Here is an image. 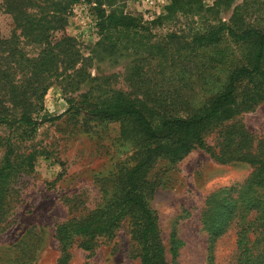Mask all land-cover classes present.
<instances>
[{
    "label": "rangeland",
    "instance_id": "374dc122",
    "mask_svg": "<svg viewBox=\"0 0 264 264\" xmlns=\"http://www.w3.org/2000/svg\"><path fill=\"white\" fill-rule=\"evenodd\" d=\"M200 1L204 9L201 13L178 12L175 19L161 24L147 21L144 24L148 29H140L138 33L143 41L137 45L142 46H132L136 42H130L116 49H106L100 43L97 27L90 31L87 22L67 13L65 25L52 33L51 40L71 37L73 49L80 56L74 66L79 75L72 78L62 75L54 80L33 115L55 116L68 108L70 99L79 105L87 92L100 96L111 91L123 92L148 104L151 100L166 101L173 106L170 112L166 110L168 114L184 115L196 110L223 87L228 71L242 62L246 51L245 44L236 43L228 36L211 47L192 46L196 32L219 20L228 22L234 6L242 0L218 6L217 0L212 4ZM259 1L260 11L247 16L246 22L264 29V0ZM37 2L42 4L44 0ZM91 3L106 11L121 8L125 14L137 17L140 14L128 0H91ZM0 35L3 39L16 36L18 46L28 56L39 51L19 35L12 15L1 6V0ZM61 60L59 65L68 67L71 55H62ZM70 72L68 68L66 73ZM142 78L148 91L140 84ZM172 101L177 102L176 107ZM233 122L242 124L255 140L264 141V100L252 110L211 129L204 137L205 143L218 151L220 132ZM20 132V128L0 125V163L8 138L16 153L35 155L33 170L23 172L10 185L5 205L7 226L0 232V264H57L65 255L66 264H141L140 246L132 237L128 217L111 236L74 237L65 250L54 237L58 224L83 219L102 207L108 197L102 192V179L133 163L137 146L122 136L121 123L102 122L83 113L73 114L71 110L57 120L42 123L30 138H20ZM252 169L243 161L221 162L200 147L175 162L162 157L155 161L147 175L153 184L149 205L158 216L165 264L173 261L170 251L173 231L183 242L176 256L178 264L244 263L243 254L239 259L244 249L243 241H239L241 221L235 219L210 245L202 210L208 195L225 186L242 184ZM252 215L246 218L252 219ZM244 235L249 240L254 238L249 230ZM83 244L90 249H84ZM249 245L247 242L246 246Z\"/></svg>",
    "mask_w": 264,
    "mask_h": 264
},
{
    "label": "trees",
    "instance_id": "16d2710c",
    "mask_svg": "<svg viewBox=\"0 0 264 264\" xmlns=\"http://www.w3.org/2000/svg\"><path fill=\"white\" fill-rule=\"evenodd\" d=\"M37 1L1 0V6L12 15L19 35L36 45L39 51L35 56H28L18 46L16 36L3 39L0 35V125L10 129L20 128L19 137L30 138L42 123L57 120L66 111L72 110L73 114L83 113L102 122H120L122 136L137 146L130 166L119 167L113 175L102 179V192L108 196L102 207L83 219H70L57 225L54 237L62 249L65 250L74 237L94 239L111 236L119 223L128 217L132 237L140 246L141 264H165L158 216L149 205L153 184L147 175L158 158L175 162L200 147L221 162L243 161L253 168L242 184L225 186L206 197L202 223L208 242L212 245L237 219L241 221L239 241H243L244 245L239 259L243 254V264H264V141L255 140L253 134L239 122L226 125L220 132L218 151L204 141L211 129L252 110L264 100V29L246 22L247 16L260 11L262 3L259 0H242L234 6L228 22L219 20L192 36V46L196 47L214 46L224 36L246 45L242 62L228 71L223 87L194 111L184 115L168 114L166 110L170 112L173 106L166 101L157 99L148 104L123 92L111 91L100 96L87 92L82 95L79 105L73 104L70 99L68 108L55 116H34L37 105H41L54 80L62 75L68 78L79 75L80 71L74 69L79 54L73 49L71 37L52 42L51 36L65 25L66 15L71 14L73 4L79 1L91 3V0H44L42 4ZM231 1L217 0L215 5ZM202 10L200 0H170L165 13L148 21V24H161L168 19L172 21L178 12L196 15ZM92 11L97 17L100 43L106 49H116L130 42H136L132 46L143 45H137L143 41L138 33L140 29L148 28L141 14L138 17L125 14L121 8L106 11L95 5ZM2 52H5L4 56ZM62 55H71L68 67L59 65L62 64ZM68 68L72 72L66 73ZM17 74H20L19 79H15ZM140 84L145 89L144 78ZM156 101L158 104L154 103ZM171 104L176 107L177 102L172 101ZM5 144L0 163V232L7 226L5 205L10 185L23 172H31L35 160L34 153H16L10 138ZM250 213H253L252 219H247ZM248 230L253 233L252 240L244 235ZM247 242L249 246H246ZM182 245L183 242L173 231L170 236L172 264H178L176 256ZM83 248L90 249V246L83 244ZM67 260L65 255L57 264H66Z\"/></svg>",
    "mask_w": 264,
    "mask_h": 264
},
{
    "label": "built area",
    "instance_id": "2783aa9c",
    "mask_svg": "<svg viewBox=\"0 0 264 264\" xmlns=\"http://www.w3.org/2000/svg\"><path fill=\"white\" fill-rule=\"evenodd\" d=\"M213 1L214 0H204V2L208 4H212ZM128 2L136 7L143 20L151 21L165 13L166 6L170 3V0H128ZM93 6V3L79 1L71 6L70 14L72 18L77 17L87 22L90 31L95 30L97 21V17L92 11Z\"/></svg>",
    "mask_w": 264,
    "mask_h": 264
}]
</instances>
